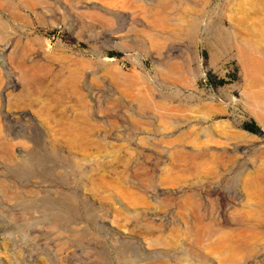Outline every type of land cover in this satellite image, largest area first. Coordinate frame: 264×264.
Wrapping results in <instances>:
<instances>
[{"label": "rangeland", "instance_id": "rangeland-1", "mask_svg": "<svg viewBox=\"0 0 264 264\" xmlns=\"http://www.w3.org/2000/svg\"><path fill=\"white\" fill-rule=\"evenodd\" d=\"M253 121L264 0H0V264H264Z\"/></svg>", "mask_w": 264, "mask_h": 264}, {"label": "bare ground", "instance_id": "bare-ground-1", "mask_svg": "<svg viewBox=\"0 0 264 264\" xmlns=\"http://www.w3.org/2000/svg\"><path fill=\"white\" fill-rule=\"evenodd\" d=\"M239 55L241 57L242 63L251 71L254 73L260 72L261 68L263 67V64L261 61L256 60L253 58L249 53H247L245 50L241 49L239 50ZM253 99L261 102L263 99V96L261 94H254ZM65 130H67V126L65 125Z\"/></svg>", "mask_w": 264, "mask_h": 264}, {"label": "trees", "instance_id": "trees-1", "mask_svg": "<svg viewBox=\"0 0 264 264\" xmlns=\"http://www.w3.org/2000/svg\"><path fill=\"white\" fill-rule=\"evenodd\" d=\"M70 42H72L71 40H69ZM114 56H121L119 54H113ZM223 83V82H221ZM243 129L249 131V132H252V133H255V134H259V135H263L264 134V131L262 129V127L260 125H258L255 121L253 122H249V123H246L244 126H243Z\"/></svg>", "mask_w": 264, "mask_h": 264}]
</instances>
